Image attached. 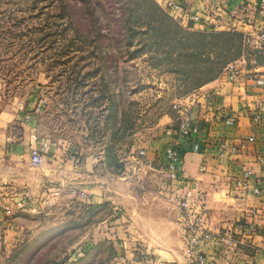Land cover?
Returning a JSON list of instances; mask_svg holds the SVG:
<instances>
[{
	"label": "rangeland",
	"instance_id": "1",
	"mask_svg": "<svg viewBox=\"0 0 264 264\" xmlns=\"http://www.w3.org/2000/svg\"><path fill=\"white\" fill-rule=\"evenodd\" d=\"M238 33L190 28L156 0H0V116L36 100L42 136L78 151L76 164L100 153L119 169L144 149L137 130L152 132L163 112L188 117L173 105L185 107L179 99L252 54ZM7 120L0 117L5 143L23 141V121L6 128ZM19 148L9 147L10 160L27 156ZM8 165L0 264H123L113 238L123 230L92 227L98 218L71 194L75 183L52 200L44 184L28 192L30 169L18 179Z\"/></svg>",
	"mask_w": 264,
	"mask_h": 264
},
{
	"label": "crops",
	"instance_id": "2",
	"mask_svg": "<svg viewBox=\"0 0 264 264\" xmlns=\"http://www.w3.org/2000/svg\"><path fill=\"white\" fill-rule=\"evenodd\" d=\"M156 1L190 28L237 31L243 36L264 29V19L257 13L259 0H176L181 9L168 7L169 0ZM234 10L236 16H232ZM182 100L188 117L198 123L199 133L189 137L167 134L166 129L177 127L181 118L178 112H163L152 132L142 129L134 133L144 144L146 156L136 160L131 152L137 146L132 145L128 147L131 155L120 159L119 169L100 153L76 164L78 151L63 140L59 143L46 133L41 135L37 101H23L0 116L8 118L6 128L22 120L25 129L23 141L13 145L5 143V134H0V190L7 188V164H15L13 178L20 179L26 172L21 168L34 169L31 150L47 141L46 164L37 175L28 170V192L34 193V184H44V194L56 200L75 183L77 189L71 194L98 218L92 227L123 230V236L113 237L115 244L124 248L120 256L123 264H199V254L206 264H264V49L253 48L252 54L243 57L235 81L223 74L178 101ZM256 114L259 122L254 119ZM9 147H20L28 154L21 161L10 160ZM170 147L180 152L182 164L179 179L165 188V152ZM256 188L261 189L260 195ZM83 192L88 199L81 196ZM187 196L193 206L203 204L200 227L195 224L197 209L186 212L179 208ZM246 220L258 224L256 234L243 236L235 228ZM199 228L210 231L212 238L190 249V239L201 235ZM223 236H232V242L220 241Z\"/></svg>",
	"mask_w": 264,
	"mask_h": 264
},
{
	"label": "built area",
	"instance_id": "3",
	"mask_svg": "<svg viewBox=\"0 0 264 264\" xmlns=\"http://www.w3.org/2000/svg\"><path fill=\"white\" fill-rule=\"evenodd\" d=\"M168 7L170 8H174V9H181V5L176 1V0H169L167 2ZM257 13L259 15V17L261 19H264V0H259L258 1V8H257ZM237 15V11L234 10L232 11V16H236ZM246 38L248 39V41L252 44V48L254 49H264V29L262 30H255L252 33H249L247 35H245ZM243 61V58L241 59V61H237L234 63H231L227 66L224 75L227 77V79L229 81H235L240 73V65L241 62ZM174 109L178 110L179 112H182L184 110V107H182V105L180 103H175L173 105ZM183 108V109H182ZM255 121L259 122L260 121V115L256 114L254 116ZM229 122H233L234 119H228ZM200 131V127L198 125V123H196V121L190 119L189 117H185L183 119H179L178 120V124L177 127H169L168 129H166V133L167 134H171V133H176L179 136L182 137H189L191 135H194L196 133H199ZM261 138L264 141V128L261 129ZM250 141H254L255 137H250L249 138ZM50 149V144L49 142H43L42 145L38 148H33L31 150V158H30V163L32 166L34 167H41L44 165L45 163V156L47 155V153L49 152ZM166 156H167V165H166V170H165V179L163 180V186L169 187L171 185V183L177 179H179V169H180V165L182 164L181 160V154L179 151L175 150L174 148H168L166 150ZM146 156V150L142 149L138 151V154L135 155V159L138 160L141 157H145ZM203 168V167H202ZM255 193L260 195L262 193L260 188H256L255 189ZM81 196L83 198L88 199V195L83 192L81 194ZM192 199L190 197L187 196V198L181 200L179 202V208L181 210L184 211H189V210H194L197 209L199 212L198 217L195 220V224H198L201 221V217L205 215L204 212V207L202 203H199L195 206H193L192 204ZM6 212L10 213L11 209L10 207H4ZM243 236H249V235H254L258 232V224L256 222H254L253 220H246L244 222H239L236 227H235ZM201 235L200 237H192L190 239L189 242V246L190 249H196L198 243L200 241L203 240H208L212 238V233L208 230H205L203 228H199L198 231ZM195 232V233H197ZM232 237V236H231ZM231 237H226L223 236L221 238L220 241H224L227 243H231L232 239ZM262 252L264 255V246L262 247ZM196 261L199 264H206L205 261V257L202 254H199L196 257Z\"/></svg>",
	"mask_w": 264,
	"mask_h": 264
},
{
	"label": "trees",
	"instance_id": "4",
	"mask_svg": "<svg viewBox=\"0 0 264 264\" xmlns=\"http://www.w3.org/2000/svg\"><path fill=\"white\" fill-rule=\"evenodd\" d=\"M168 17V16H167ZM169 19H170V17H169ZM172 20V19H171ZM226 33H228V34H231L230 32H226ZM238 34H240L242 37H243V34H241V33H238ZM203 84H205V83H203ZM203 84H201L200 86H202ZM199 86V87H200Z\"/></svg>",
	"mask_w": 264,
	"mask_h": 264
}]
</instances>
